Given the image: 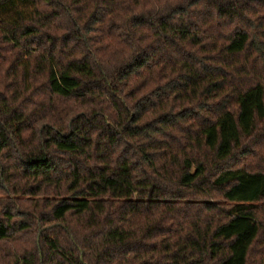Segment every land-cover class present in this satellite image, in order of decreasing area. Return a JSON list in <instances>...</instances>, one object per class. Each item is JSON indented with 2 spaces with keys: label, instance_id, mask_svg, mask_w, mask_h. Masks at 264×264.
I'll use <instances>...</instances> for the list:
<instances>
[{
  "label": "trees",
  "instance_id": "16d2710c",
  "mask_svg": "<svg viewBox=\"0 0 264 264\" xmlns=\"http://www.w3.org/2000/svg\"><path fill=\"white\" fill-rule=\"evenodd\" d=\"M150 5L0 0L10 264H264V0Z\"/></svg>",
  "mask_w": 264,
  "mask_h": 264
},
{
  "label": "rangeland",
  "instance_id": "374dc122",
  "mask_svg": "<svg viewBox=\"0 0 264 264\" xmlns=\"http://www.w3.org/2000/svg\"><path fill=\"white\" fill-rule=\"evenodd\" d=\"M140 3L145 4L146 2L150 5L152 4V2H154V0H139ZM151 6V5H150ZM89 7V6H88ZM149 7V6H148ZM87 13V12H86ZM89 13H87L88 15ZM99 25L95 26V33L97 34L98 27ZM98 39V38H97ZM104 45H106L105 50L107 47V44L104 42ZM234 159L231 160V162H233ZM229 162V164L231 163ZM231 165V164H230ZM7 194L3 193L2 191H0V210H1V205L4 202V200L6 199ZM10 197H13V195H10ZM264 220V219H263ZM32 234H24V235H20L17 239L15 240H11V241H5L0 243V264H10L13 260L12 255L15 253H22L25 250L30 249L31 247H33V238ZM261 252V251H260ZM255 252L253 254V262H258L259 258H261V254L264 253L261 252Z\"/></svg>",
  "mask_w": 264,
  "mask_h": 264
}]
</instances>
